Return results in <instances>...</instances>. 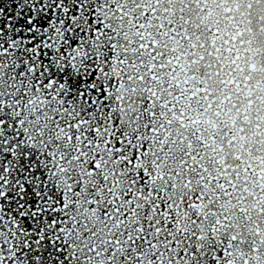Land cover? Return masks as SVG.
Wrapping results in <instances>:
<instances>
[{"label":"snow or ice","instance_id":"6c2138e0","mask_svg":"<svg viewBox=\"0 0 264 264\" xmlns=\"http://www.w3.org/2000/svg\"><path fill=\"white\" fill-rule=\"evenodd\" d=\"M0 264H264V0H0Z\"/></svg>","mask_w":264,"mask_h":264}]
</instances>
